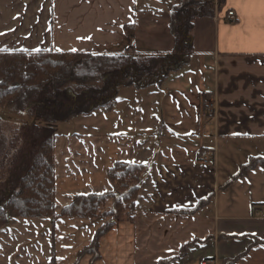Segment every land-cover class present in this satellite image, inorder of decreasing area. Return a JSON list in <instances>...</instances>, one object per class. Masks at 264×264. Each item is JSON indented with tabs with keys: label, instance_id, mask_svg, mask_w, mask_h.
Listing matches in <instances>:
<instances>
[{
	"label": "crops",
	"instance_id": "obj_1",
	"mask_svg": "<svg viewBox=\"0 0 264 264\" xmlns=\"http://www.w3.org/2000/svg\"><path fill=\"white\" fill-rule=\"evenodd\" d=\"M181 1L0 0V53L170 54L169 13ZM192 36L188 64L160 86L121 88L112 111L59 123L77 120L86 134L53 126L55 214L74 196L109 190L106 173L122 162L145 170L133 223L104 235L90 262L78 255L102 219H9L0 264H264V242L255 243L264 239V166L235 179L264 158V0H224L213 18L195 20ZM14 119H0L12 128L1 136L4 161L22 149L14 143L24 124L44 126Z\"/></svg>",
	"mask_w": 264,
	"mask_h": 264
},
{
	"label": "trees",
	"instance_id": "obj_2",
	"mask_svg": "<svg viewBox=\"0 0 264 264\" xmlns=\"http://www.w3.org/2000/svg\"><path fill=\"white\" fill-rule=\"evenodd\" d=\"M223 2L182 0L173 6L169 13V31L174 42L170 54L161 55L148 50L141 55H131L129 50L120 55L0 53V108L44 125L36 127L33 122L22 126L17 139L22 143V149L8 165L9 172L5 179L7 192L5 202L0 206V229L8 219L89 220L110 217L112 214L120 216L123 212L129 214L127 222L133 223L145 170L142 165L122 162L115 163L107 171L109 185L120 192L114 198L115 209L99 213L110 196L91 193L73 197L55 214L53 126L100 109L112 111L121 88L139 90L160 86L170 74L188 64L193 52L195 20L213 18ZM124 31L127 38L132 40L133 25L126 26ZM259 165L264 166V158L251 159L239 169L235 179ZM204 203L207 201L189 213L198 211ZM116 223L117 220L111 219L100 228L90 247L80 255L90 254L88 252L93 248L96 256L92 262L97 261L99 240ZM262 242L264 239L255 243Z\"/></svg>",
	"mask_w": 264,
	"mask_h": 264
},
{
	"label": "rangeland",
	"instance_id": "obj_3",
	"mask_svg": "<svg viewBox=\"0 0 264 264\" xmlns=\"http://www.w3.org/2000/svg\"><path fill=\"white\" fill-rule=\"evenodd\" d=\"M135 52L134 53H131V55H141L143 52L142 51H138V50H134ZM133 52V51H132ZM183 73V72H182ZM180 75H182V74H180ZM192 75H194V74H190V75H188L189 77H191ZM173 77V76H172ZM195 77V76H194ZM185 80H188V79H185ZM191 82H192V80H190ZM194 84H196V78H195V82H194ZM212 111L209 109V112L208 113H211ZM14 116H17L15 113H13V112H11L10 110H9V112L7 111H5V113L3 114V115H0V119H6V118H9L10 120L11 119H13V120H15L14 119ZM1 121V120H0ZM36 123H41L40 121H37ZM8 125H10V124H8ZM6 125H4L2 122H0V146H1V136L3 135H5V133H7V131L9 132L10 131V129H12V128H8V127H5ZM59 126V129H58V132L59 133H68V132H70V134H75V133H80V134H82V133H84V134H86L87 132H88V129H85V128H83V129H80V127H81V125L79 124V122L77 121V120H74V121H72V122H70V123H62L61 125H59V124H57V127ZM7 128V129H6ZM12 132V131H11ZM10 138H8V140H9ZM15 138H14V135H13V137H12V139L11 140H9L10 141V143H12L13 142V140H14ZM7 140V142H9ZM84 141H88V142H91L92 141V138H84L83 139ZM10 143H9V146H10ZM14 144H17V146H16V148H18V147H20V144H19V142H17V143H14ZM72 144V143H71ZM9 146H8V148H9ZM15 151V150H14ZM59 151H60V140L58 141V143H57V147H56V153H55V159H56V163L58 164V162H59V156H60V153H59ZM93 156H94V153H93ZM14 157H12L11 158V156H7V160L6 161H4L3 160V158L2 157H0V206H3V204H4V202H5V194H6V186H5V179H6V177H7V174H8V169H9V164H10V162H11V160L13 159ZM53 158H54V148H53ZM110 170V169H109ZM106 176H107V173H106ZM108 181V180H107ZM109 184V183H108ZM109 194V196L110 197H113V198H107V200H105V202L103 203V205H102V207L100 208V210H99V213H106V212H109V211H111V210H113V209H115L114 207H115V204H114V198H116V197H118L119 195H120V192L118 191V190H116V188L114 187V186H111V185H109V190H107L106 192H104L103 194ZM91 194V193H90ZM94 194H96V193H94ZM86 195H88V194H86ZM97 195H101V194H97ZM78 196V195H77ZM75 197V196H74ZM73 199V198H72ZM72 201V200H71ZM59 204V202H57V206H59L58 205ZM128 213H126V212H123V213H121V215L120 216H117V215H113L112 214V216H110V217H106V216H104V217H99V218H94V219H102L103 221H105V223H104V225L102 226V227H104L111 219H115V220H117V223H116V225L118 224V223H122V222H127L128 220H127V218H128ZM9 220V219H8ZM8 222V221H7ZM115 225V226H116ZM101 227V228H102ZM255 242H257V240L255 241ZM91 245V244H90ZM90 245L87 247V248H85V249H88L89 247H90ZM84 249V250H85ZM83 251V250H82ZM88 253H90V254H85V255H78L79 256V259L80 258H82V257H85V256H90L91 257V260H90V262L92 261V259L94 258V256H96V251H95V249H91ZM97 255L99 256V251H98V249H97ZM91 264V263H90Z\"/></svg>",
	"mask_w": 264,
	"mask_h": 264
},
{
	"label": "built area",
	"instance_id": "obj_4",
	"mask_svg": "<svg viewBox=\"0 0 264 264\" xmlns=\"http://www.w3.org/2000/svg\"><path fill=\"white\" fill-rule=\"evenodd\" d=\"M233 18H234L233 13L232 12H228L227 15H226L227 21L232 22ZM212 157H213V153L211 151H205L202 154L201 162L204 165H207L210 162V160L212 159ZM201 264H216V263L213 260H205V261L201 262Z\"/></svg>",
	"mask_w": 264,
	"mask_h": 264
},
{
	"label": "snow or ice",
	"instance_id": "obj_5",
	"mask_svg": "<svg viewBox=\"0 0 264 264\" xmlns=\"http://www.w3.org/2000/svg\"><path fill=\"white\" fill-rule=\"evenodd\" d=\"M133 2H135V0H133ZM73 51H75V49H73Z\"/></svg>",
	"mask_w": 264,
	"mask_h": 264
}]
</instances>
